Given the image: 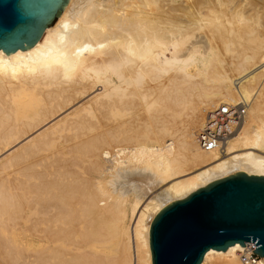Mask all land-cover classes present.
Wrapping results in <instances>:
<instances>
[{
    "label": "bare ground",
    "instance_id": "bare-ground-1",
    "mask_svg": "<svg viewBox=\"0 0 264 264\" xmlns=\"http://www.w3.org/2000/svg\"><path fill=\"white\" fill-rule=\"evenodd\" d=\"M236 5L65 0L32 47L0 49V264H151L165 202L264 175V40L249 29L242 44ZM239 99L249 107L222 152L200 148L205 114ZM126 162L166 183L165 198L127 195ZM241 249H207L199 264H242Z\"/></svg>",
    "mask_w": 264,
    "mask_h": 264
},
{
    "label": "water",
    "instance_id": "water-1",
    "mask_svg": "<svg viewBox=\"0 0 264 264\" xmlns=\"http://www.w3.org/2000/svg\"><path fill=\"white\" fill-rule=\"evenodd\" d=\"M65 0H0V49L32 47ZM252 242L264 256V175L236 172L163 206L149 227L151 264H199L207 249Z\"/></svg>",
    "mask_w": 264,
    "mask_h": 264
},
{
    "label": "rangeland",
    "instance_id": "rangeland-1",
    "mask_svg": "<svg viewBox=\"0 0 264 264\" xmlns=\"http://www.w3.org/2000/svg\"><path fill=\"white\" fill-rule=\"evenodd\" d=\"M226 1L231 2V4L234 2V0H233V2L230 1V0H226ZM235 1L237 2L236 7L240 8V9L237 8L238 10H236V11L240 12V10L242 9V15L244 13L245 16L244 15L243 16L246 17V18L245 19L243 18L244 20H241V21L239 20V23H241L240 24L241 26H240L238 24V22H237L238 19H236V17H234L236 14H233L232 17L234 18V20L233 19H230V20H232V22H233V24L235 26L231 25V27L233 26V28L235 27V30L237 29L239 31H240V29L241 30L244 29L243 32L245 31L246 34L243 33V37L244 36H246V37L243 38V40L244 39L245 40H244V42L242 41V44H244L245 46L246 45L248 46V44H249V46H250L251 45L250 44L251 43V39H250V43H248L249 40H247V44H245L247 38H250L251 36L255 37L256 35H258V33H259L260 37L262 36V38H264V35H262V33H264V6H260L262 4V2H264V1H262V0H261L262 2L260 0H257V1L256 0H235ZM253 2H255V3H253ZM256 5H259V6H256ZM262 5H264V4H262ZM224 6L225 5H223V7ZM249 6L250 7L252 6V7L250 8ZM226 7H227V5H226ZM226 7H224V8H226ZM256 7H258V8H256ZM188 8L186 7V9H188ZM186 9L185 8L184 9H178V10L174 11L176 16L178 17L177 19L181 18V20L183 21L184 25H186V23L188 22L186 20L188 18H190V16L187 15L189 13V11H188L189 9L188 10H186ZM186 12H188V13H186ZM249 12H250V14H249ZM185 16L186 17L189 16V17L186 19ZM236 16H238V15H236ZM236 25H237V27H236ZM238 26H240V28ZM242 26L244 28H242ZM246 26H247L248 29L246 28ZM245 28L247 30H245ZM249 29L251 31V36L248 34L250 37H248V35H247L248 32H246V31H249ZM258 36H256V37H258ZM259 38H257L258 40H256V42L257 41L260 42ZM262 38H261V40H264ZM253 39H255V38H253ZM254 44H255V42L253 40V44L252 45H254ZM262 67H264V64H262V66L258 67V69H261ZM258 69L256 68L255 70L257 71ZM262 75H264V74H262ZM247 107H249V106H246V110H247ZM261 108L262 109L259 110L260 114L264 115V104H262ZM118 169H120L119 172L121 174L126 175V177H127V179H125V189H126L127 195H129L130 197L135 196L136 198L140 199L141 201L145 200V199L146 200H151L152 199V200H154L156 202H159V199H160V198H158L159 196L162 197L161 200H163L165 198V196H163V195L166 194V185L167 184L161 182L159 177L157 175H155L153 172H151L149 170H146V169H143L139 165H135V164L130 163V162H126L124 165H120ZM227 175H230V174H226L225 176H227ZM206 184H207V182H206ZM168 203L165 202V205L168 204ZM130 253H131V257L133 258L132 252H130ZM132 258H131V260H132ZM206 264H209V263H206Z\"/></svg>",
    "mask_w": 264,
    "mask_h": 264
},
{
    "label": "built area",
    "instance_id": "built-area-1",
    "mask_svg": "<svg viewBox=\"0 0 264 264\" xmlns=\"http://www.w3.org/2000/svg\"><path fill=\"white\" fill-rule=\"evenodd\" d=\"M246 106V102L239 99L236 102H220L212 107L196 133L199 147L222 152L228 136L243 122ZM237 255L242 264H254L260 257L252 250V242H244Z\"/></svg>",
    "mask_w": 264,
    "mask_h": 264
}]
</instances>
